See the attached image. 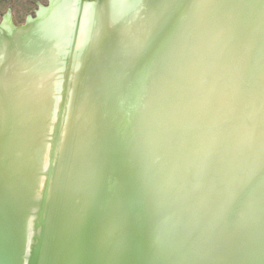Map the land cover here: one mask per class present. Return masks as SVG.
Here are the masks:
<instances>
[{
	"label": "water",
	"instance_id": "1",
	"mask_svg": "<svg viewBox=\"0 0 264 264\" xmlns=\"http://www.w3.org/2000/svg\"><path fill=\"white\" fill-rule=\"evenodd\" d=\"M0 264H264V0L3 21Z\"/></svg>",
	"mask_w": 264,
	"mask_h": 264
},
{
	"label": "rangeland",
	"instance_id": "2",
	"mask_svg": "<svg viewBox=\"0 0 264 264\" xmlns=\"http://www.w3.org/2000/svg\"><path fill=\"white\" fill-rule=\"evenodd\" d=\"M1 1H4L5 3H4L3 6H1L3 3L0 2V13H1V16H0V24L3 21L7 20V19L10 20V17L11 16L14 17V14H15V12L13 11V7L14 6H15V9L17 8L15 10L17 12V14H15V15H17L16 19L18 20V22L15 23L13 20L12 21H13V23L16 26H20L21 23L23 24V22H26V20L29 19V18H34L35 15H36V13L39 11V9H37V12L35 13V15H33L32 17L29 16L27 19H23L24 18V15L23 14H19V12L22 10V7L21 6H22V4H26L28 1L30 2V0H1ZM49 2L50 1H48V0H41V5L43 7H46V6L49 5ZM33 4L34 3H31L32 6H33ZM36 8H37L36 6H34L32 8L33 9V12H34V9H36ZM29 9H28L29 11H26V13L31 11V8H29ZM3 13H4V15L2 16ZM14 20H15V18H14Z\"/></svg>",
	"mask_w": 264,
	"mask_h": 264
},
{
	"label": "flooded vegetation",
	"instance_id": "3",
	"mask_svg": "<svg viewBox=\"0 0 264 264\" xmlns=\"http://www.w3.org/2000/svg\"><path fill=\"white\" fill-rule=\"evenodd\" d=\"M48 1H50V0H48ZM0 2L3 3L1 6H3L4 3H5L4 1H1V0H0ZM31 3H34L33 6L31 5ZM34 6H36L37 8L34 9V12H33V9L32 8ZM21 7H22V10L19 12V14H23L24 15V18L23 19H27L29 16L32 17L37 12V9L41 10V8H43V6L41 5V0H30V2L28 1L26 4H22ZM29 8H31V11L26 13V11H29L30 10ZM16 9H15V6H14L13 7V11L15 12V14H17V12L15 11ZM15 14H14V17H12V16L10 17V20H13L15 23H17L18 22V20L16 19L17 15H15ZM3 15H4V13L2 14V16ZM36 15H37V13H36ZM36 15H35V17H36ZM0 16H1V13H0ZM14 18H15L16 21L14 20ZM7 20H9V19H7ZM27 20H26V22H27ZM26 22H23V24H25ZM23 24L21 23V25H23Z\"/></svg>",
	"mask_w": 264,
	"mask_h": 264
},
{
	"label": "bare ground",
	"instance_id": "4",
	"mask_svg": "<svg viewBox=\"0 0 264 264\" xmlns=\"http://www.w3.org/2000/svg\"><path fill=\"white\" fill-rule=\"evenodd\" d=\"M72 6H73V4L70 6V9H71V10L73 9ZM70 9H69V12H71ZM85 12H87V9L85 10ZM60 14H61V16H62V11H60ZM65 17H66V18H70V19H72L74 16H73V14L68 13V14H64V20H65ZM62 24H63V27H62V28H63V29H66V27L64 28V26H66V25H70L71 23H68V22H67V23L64 24V22H63V20H62Z\"/></svg>",
	"mask_w": 264,
	"mask_h": 264
}]
</instances>
